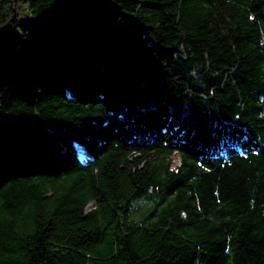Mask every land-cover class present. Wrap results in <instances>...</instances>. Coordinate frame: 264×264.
<instances>
[{
	"label": "trees",
	"instance_id": "1",
	"mask_svg": "<svg viewBox=\"0 0 264 264\" xmlns=\"http://www.w3.org/2000/svg\"><path fill=\"white\" fill-rule=\"evenodd\" d=\"M0 264H264V0H0Z\"/></svg>",
	"mask_w": 264,
	"mask_h": 264
},
{
	"label": "rangeland",
	"instance_id": "2",
	"mask_svg": "<svg viewBox=\"0 0 264 264\" xmlns=\"http://www.w3.org/2000/svg\"><path fill=\"white\" fill-rule=\"evenodd\" d=\"M77 155H78V158L80 160H82V157L83 156H82V153L80 151H78ZM91 207H93V203L88 204V206L86 207V209H90Z\"/></svg>",
	"mask_w": 264,
	"mask_h": 264
}]
</instances>
